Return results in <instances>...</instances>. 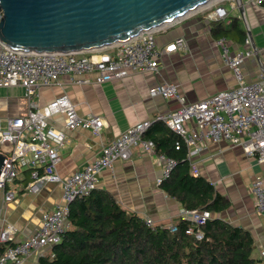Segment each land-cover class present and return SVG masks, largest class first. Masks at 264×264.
I'll return each mask as SVG.
<instances>
[{"label":"built area","instance_id":"obj_1","mask_svg":"<svg viewBox=\"0 0 264 264\" xmlns=\"http://www.w3.org/2000/svg\"><path fill=\"white\" fill-rule=\"evenodd\" d=\"M262 1L256 0L258 4ZM202 12L212 20L225 16L222 7L213 10L206 8ZM161 27L142 31L123 42L82 52L21 51L10 49L0 42V88L21 87L27 104L24 113L5 116L4 125L0 117V153L4 155L0 169V210L16 198L20 188L29 193L38 192L45 183H54L60 188V201L40 214L39 225L25 238L13 241L16 228L11 224L0 226V243H11L0 253V264H24L30 253L50 248L59 242L68 227L69 203L96 188L102 170L111 168L115 160L129 158L133 146L155 152L153 142L143 137L153 121L163 122L178 136L176 149L181 142L188 153L194 151L201 140L214 143L223 141L239 146L246 156L264 164V71H260L253 80H244L241 64L255 50L249 47L231 51L226 38L218 37L215 43L221 48L223 63L235 76L234 87L187 102L177 92L175 84L165 81L158 83L149 88L148 94L176 99L178 107L175 110L128 126L103 144L93 160L81 169L65 176L58 174L56 164L67 137L62 130L48 123V118L60 114L66 130L80 127L93 135L99 134L104 122L99 115H78L64 92L38 105L32 99L38 88L58 85L61 77L75 85L101 84L133 72L156 71L158 60L164 53L184 47L182 37L164 46L158 45L154 34ZM245 43L250 44L249 38L245 39ZM189 122L193 123L192 127L186 125ZM159 156L163 160V168L157 179L158 184L175 164L171 158ZM24 171H27L28 179L23 181ZM250 192L256 210L264 213L262 176L252 179ZM210 216L207 209L180 210V219L189 220L195 226L204 224ZM142 219L146 225L154 226L150 218ZM166 227L170 232L176 230L173 223ZM185 233L197 239L202 236L200 230L193 226H188Z\"/></svg>","mask_w":264,"mask_h":264},{"label":"crops","instance_id":"obj_2","mask_svg":"<svg viewBox=\"0 0 264 264\" xmlns=\"http://www.w3.org/2000/svg\"><path fill=\"white\" fill-rule=\"evenodd\" d=\"M238 6L235 0H218L209 4L207 9L222 7L225 16L219 20L227 23L231 17H238L248 29L246 38H249L250 44L225 38L231 51L249 47L255 50L241 64L244 80L250 81L264 71V7L256 0H241L240 14ZM214 21L217 20L208 19L202 11H198L157 30L154 35L158 45L164 46L182 37L184 47L164 53L158 60L156 71L133 72L101 84L75 85L61 77L58 85L39 87L34 96L38 105L64 92L78 115H99L104 122L99 134L93 135L80 127L66 130L60 114L48 118V123L62 130L67 137L56 164L58 174L65 176L81 169L93 160L103 144L128 126L175 110L178 107L176 99L148 94L149 88L158 83L165 81L175 84L177 92L187 102L234 87L235 76L223 63L221 48L210 31V24ZM21 94L18 108L22 109L16 115L24 113L27 108L23 90ZM186 125L192 127L193 123ZM196 147L194 151L186 152L192 173L209 181L213 189L228 202V206L216 216L248 231L253 244L251 256L264 264V213L256 210L250 192L252 179L255 176L264 178V164L246 156L239 146L227 142L201 140ZM162 168L163 160L159 154L133 146L129 158L115 160L111 168L100 172L96 188L109 192L126 211L134 212L141 218H150L154 225L166 226L180 218L183 207L157 183ZM22 180H25V174ZM59 201L60 188L57 184L45 183L35 193L20 188L16 198L2 206L0 226L13 225L17 230L13 241L23 239L39 225L40 214L53 208ZM48 249L45 247L30 253L24 264H37L38 257Z\"/></svg>","mask_w":264,"mask_h":264},{"label":"trees","instance_id":"obj_3","mask_svg":"<svg viewBox=\"0 0 264 264\" xmlns=\"http://www.w3.org/2000/svg\"><path fill=\"white\" fill-rule=\"evenodd\" d=\"M264 7V0L260 3ZM216 38L227 37L243 44L242 21L210 24ZM143 137L153 142L157 154L175 164L159 183L160 188L185 209H207L211 216L200 226L177 219L170 232L166 226H148L134 212L121 208L106 190L94 188L68 205V227L56 244L37 259V264H263L251 256L252 238L245 229L216 216L228 206L211 183L192 173L187 148L163 122L153 121ZM25 180L28 179L24 171ZM188 226L198 228L200 239L186 234ZM11 244L0 243V253Z\"/></svg>","mask_w":264,"mask_h":264},{"label":"water","instance_id":"obj_4","mask_svg":"<svg viewBox=\"0 0 264 264\" xmlns=\"http://www.w3.org/2000/svg\"><path fill=\"white\" fill-rule=\"evenodd\" d=\"M211 1L0 0V42L21 51H89L169 24ZM235 1L241 14V0ZM3 159L0 153V169Z\"/></svg>","mask_w":264,"mask_h":264},{"label":"rangeland","instance_id":"obj_5","mask_svg":"<svg viewBox=\"0 0 264 264\" xmlns=\"http://www.w3.org/2000/svg\"><path fill=\"white\" fill-rule=\"evenodd\" d=\"M216 1L218 0L211 1L209 4L216 2ZM209 4L198 8L195 12L203 11L207 7L209 8ZM242 24H243L245 33L248 36V29L245 27L243 21H242ZM21 89L22 88L19 86L7 87L6 89L0 88V117H1L2 125H4L5 116H14L18 112L21 111L22 108H18V102L19 100H21L20 97L22 96ZM32 99L34 100V97H32Z\"/></svg>","mask_w":264,"mask_h":264},{"label":"bare ground","instance_id":"obj_6","mask_svg":"<svg viewBox=\"0 0 264 264\" xmlns=\"http://www.w3.org/2000/svg\"><path fill=\"white\" fill-rule=\"evenodd\" d=\"M209 4V2H207ZM207 3L205 5H207Z\"/></svg>","mask_w":264,"mask_h":264}]
</instances>
